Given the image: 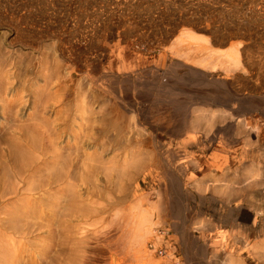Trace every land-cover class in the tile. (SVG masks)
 <instances>
[{"label":"rangeland","instance_id":"374dc122","mask_svg":"<svg viewBox=\"0 0 264 264\" xmlns=\"http://www.w3.org/2000/svg\"><path fill=\"white\" fill-rule=\"evenodd\" d=\"M185 29L209 48L208 62L196 63L185 42L176 46ZM232 48L238 53L236 65L224 55ZM0 58L12 73L28 61L57 72L58 79H50L47 86L59 94L60 102L49 103L47 116L62 156L58 161L69 164L57 186L62 204L57 203L54 219L61 213L67 220L70 213L91 209L86 220L79 221L86 224L89 240H72L67 223L54 222L55 237L64 228L65 239L57 236L64 251L55 255L51 247L44 264H79L82 256L89 258L86 264H121L112 251L118 230L113 213L122 208L116 202L118 174L112 169L130 153H140L132 156L144 162L139 172L131 173L128 196H143V205L156 214L167 188L172 205L177 204L171 211L175 221L164 219L169 229L159 247L165 264H224L227 259L264 264V0H0ZM34 71L25 80L34 79ZM65 72L71 77L63 84ZM200 110L213 112L209 123L194 118ZM18 117L20 122L14 123L8 122V115L0 117V212L10 191L19 188L20 174L12 169L18 166L17 158L10 146L17 150L22 141L29 142L19 138L25 117ZM78 119L79 129L71 137L69 125ZM191 119L193 128L185 129ZM189 133L195 134L194 142L184 143ZM40 151L44 160L48 151ZM223 155L229 170L221 172L211 162ZM44 162L29 180L59 169L49 173ZM215 180L234 187L243 184L246 200L238 195L242 190L234 188L229 190L234 200L227 206L225 194L213 187L202 189ZM66 184L73 186L75 196H69ZM248 201L258 205L260 215ZM189 216L193 226H201L192 230L194 250H188L183 234ZM66 236L69 242L63 244ZM152 260L163 262L158 254Z\"/></svg>","mask_w":264,"mask_h":264},{"label":"bare ground","instance_id":"6f19581e","mask_svg":"<svg viewBox=\"0 0 264 264\" xmlns=\"http://www.w3.org/2000/svg\"><path fill=\"white\" fill-rule=\"evenodd\" d=\"M187 30L185 29V31H183V32L181 31L182 32L181 35L177 37L176 46L179 45L180 43L185 42L186 43V46H185L186 50L185 51H187L188 53L194 54L193 57H195V58H193V59L196 60L195 61L196 63L198 62V64H200V62H204V61L208 62L210 57L207 54H211L209 48H206L205 46H203V43L201 42V40L196 39L195 35L193 33H191L190 29H189L190 32ZM181 50L182 49H180V50L178 49L179 52L184 51V50H182V51ZM177 55H180V54L178 53ZM183 55L184 54L182 53V56ZM224 55L226 56V58H228L230 61H232L234 65L239 63L238 53H237V50L235 48H232V52H227ZM185 56H186V58H188L186 53H185ZM3 58H5V57H3ZM190 58H191V56H190ZM186 61H189V59H187ZM4 63H5V61H4ZM11 63H12V61H11ZM191 63H193V62H191ZM2 65H3V63H2ZM2 65L0 63V117H2V115L3 116L8 115V119H9L8 122L14 123L15 121L20 122V121H17V120H19L18 116H20V117L24 116L25 118L22 120L23 122L21 121V126H20L21 127L20 128L21 137H19V138H21L22 140H24V139L28 140L29 142L25 143V141H22L21 144H19V146L17 145L19 147V149H17V150H13L14 148H16V145H14L13 143H12L13 145L10 146V148L12 150V152H11L12 156H15L17 158V160L15 159L14 161H17L16 165H18V166L14 167L12 169H13V173L15 172L17 175L20 174L19 179L17 181V183L19 184V188L17 187L15 189H13V191L11 190L10 194H12V195L10 197L6 198L5 202L1 203L2 204V211L0 212V264H44V261L46 259V254L50 252L51 247L55 248L52 250V252L53 253H55V252L60 253V256L62 254V251H64L61 247L62 241L59 238L60 236H62L63 239H65V236L63 235V229L64 228L57 232V236H59V237H57V236L55 237L56 229L54 228V226L56 224H54V222L60 223L61 225L63 224V226H65L67 223V232H68L69 236H70V234L73 235V237L71 238L72 240H76V241H84L87 239L89 240L90 237L85 235L86 232L88 231V229L84 228V226H83V225H85V227H86V224H83V223L80 224L79 221H82V219H84V221H85L86 220V214H89V212L86 213V211L87 210L89 211L91 209H84L80 214L76 211L75 212L73 211L74 213H70L69 216L67 217V220L63 219V217H65V214H61V213L59 215H57V219L56 218L54 219V216H55L54 214L57 210V203L59 202L58 201L59 197H57V192L59 189L57 188V186L62 184L61 181L63 180V178H62L63 177V170H64V174H65V170L67 171V169H65V166L69 164V163L66 164L65 161H63L62 159H61V161H58V157L59 156L62 157V156L60 155L59 147L52 140L53 136L56 137V133L54 132V130L51 127V122H52V121H50L51 118L49 119L47 116V112L49 111V108H50L49 103L52 102L51 105H54L55 103L58 104L60 102L59 94L56 95V94L50 92L48 90V86H47L50 79H52V78L58 79L57 72L56 71L52 72V69H50V68L48 69L46 67V65L45 66L43 65V63L37 64V63H35V61L34 62L28 61V63H26V62L25 63H19L13 69L14 73L10 72V70L7 67H6L7 68L6 69ZM12 65H13V63H12ZM6 66H8V65H6ZM33 68H35L34 74H37V76H35L34 79L32 77V80L31 79L25 80V77L29 76L30 73H32ZM81 68H82V66H81ZM121 68H125V67L121 65ZM11 73L13 76H10ZM70 77H71V74L69 72H65L64 75H62V83L65 84V83L69 82ZM12 78H15L17 80V82L14 81L12 83V80H11ZM85 81H87V80H85ZM24 87H25V89H24ZM84 89L85 88H83V90ZM23 92H25L24 95H21V93H23ZM54 107L55 106H53L51 109L54 110L55 109ZM105 109H106V107H105ZM213 115H214L213 112L209 113L207 111V113L206 112L203 113V111L200 110V111H198L197 115L194 116V118L197 120L204 119L209 123L212 120ZM80 120H82V119H78L77 122H74V124H70L69 126L72 125L70 129H68V127H67V129L70 132L71 137L73 136L75 131L77 129H79V124H80L79 121ZM91 122H92V120H91ZM193 122H194V120L191 119L190 121L187 122V124L183 125L184 128L187 129L188 127H191V126H192L191 128H193V125H194ZM103 123L104 122H102V124ZM6 124H7V122H6ZM40 124L42 126L41 128L36 127V125L40 126ZM89 127H90V124H89ZM48 130H50V132ZM137 134H139V132ZM194 137H195L194 133H189L187 135V137L184 138L183 142L184 143L194 142ZM46 138L49 139V143L42 142L43 139H46ZM148 138H149V136H148ZM13 139H12V142H13ZM68 139L69 138L67 137L66 142ZM136 139H138V138H136ZM17 140H18V138H17ZM134 140L135 139H133V141ZM139 141H141V139ZM139 141H138V143H139ZM145 141H147V140L145 139ZM41 142H42V144H41ZM135 142H136V140H135ZM144 143L146 144V142H144ZM148 146L150 148V145H148ZM140 147H144V146L140 145ZM41 148L47 149V151H48L47 154H45V156H44V160L40 159V155L43 156L42 154H40ZM87 149H88V147H87ZM61 154H63V153L61 152ZM136 154H138L137 156H139L140 153H130L129 154L130 158L128 157L126 160L123 159V161H122V163H120V165H118L117 167L112 169L115 172H117V174H118V175H116V177L118 178V182H116L117 183L116 188L119 190L118 195H120V196H117L116 202L118 201V203H117L118 206L119 205L122 206V208H120V211L117 214H115V212L113 213V216L115 215L117 217V219H116L117 220L116 221L117 227L116 228H118V230L114 234L113 240H115V242L113 244L112 251H114L119 256V258H121V261H120L121 264H156L153 262L152 258L156 257L157 254H158L159 260L161 259L164 262V263L159 262L158 264H165L166 262H165V257H164L163 251L159 247L160 241L163 238V234H165L169 229L168 225H166V221L164 219H165V217H169L170 219L174 220V217L172 216L171 211L175 206H177V204L172 205L173 199L170 196V194H168L167 188H163L162 196L159 199V202H160L159 209L157 207L156 214H154L155 210L151 211V209L153 207H151L149 205H147V206L143 205V202L145 201V199H143V196L136 195L135 197L132 196L131 198H130V196H128L127 190H129V187L134 180V176L133 175L131 176V173L134 169L138 170V172H139V170L142 168L143 162H144L143 159H141V158L136 159V157L132 156V155H136ZM147 154L149 155V153H147ZM219 154H221V153H219ZM9 155H10V153H9ZM142 156H143V154H142ZM4 157H6V156H4ZM134 159H136V160H134ZM153 159H154V157H153ZM41 161H45L44 162V166H45L44 168L49 173L50 172L52 173L53 167H59V169H57V171L54 175L46 173L45 175L43 174L44 175L43 176L42 174H40L43 177L36 176V178L34 180L33 179L29 180L30 177L32 175H34L35 172L39 169V168H36V166ZM88 162H90V161H88ZM211 164H213V167L216 170H219L221 172L229 170V162H228V159L225 155L214 157ZM39 165H38V167H40ZM102 165L103 164H101V166ZM146 165H144V166H146ZM89 166H93V165H89ZM61 167H64V168H61ZM161 168H164L163 165H161ZM110 169H111V167H110ZM54 171L55 170H53V173H54ZM163 171H164V169H163ZM8 172H9V169H8ZM163 173L165 174L166 172L164 171ZM91 175H89V176L91 177ZM7 181H10V180H7ZM14 181H15V178H14ZM10 182H12V181H10ZM12 183L10 185H12ZM90 185H92V184H90ZM242 185L243 184H240L239 186L237 185V187L236 186L234 187L233 185H231L229 183L224 184V183H220L219 180H215L214 182H212L211 185L207 184L202 189L204 191H207L208 188L213 187L214 190H216L219 193L221 192L222 195L225 194L224 201H225V204L228 206L234 200V198L232 200L233 194L229 190L232 191L234 188H235V190H238V191L242 190L241 193L239 192L240 194H238V195L242 196L240 198L241 200H243V201L246 200V199H243L245 192L243 191ZM95 186L96 185H92L91 188H95ZM65 187H69V188H67L66 191H68V194L70 197L75 196V191L73 190V186L66 184ZM238 195H236L237 199L239 198ZM125 202H130V203L125 205V204H123ZM60 204H62V203H60ZM247 205L250 208H253L255 210V214L257 216L261 214L260 210L258 209V205L256 206L253 201H248ZM113 210H115V208ZM187 215H189V214L187 213L186 216ZM192 218L193 217L189 216L188 223L186 222L183 225V234L185 235L186 240H187L188 250H194L195 249V243H194L195 242L194 241L195 236L193 235L192 230H200V227H201V226H193V222L191 221ZM175 224H177V223L173 222V225H175ZM173 225H172V227H173ZM52 226H53V228H52ZM173 229H174V227H173ZM89 233L91 234L92 231H89ZM53 235H54V238H53ZM66 240L67 241L63 244H67L69 242L68 236H66ZM50 242H51L52 246L50 245ZM96 242H101V241L97 240ZM94 245H95V243H94ZM88 249H89V247H88ZM100 251H102V250H100ZM56 253H55V255H56ZM81 253H83V252H81ZM85 253H87V252H85ZM96 253H98V252H96ZM52 257L54 258V255ZM82 257L83 258L81 259V262L78 261V263L79 264H86V262L88 261L89 258H87L85 256H82ZM53 258H51V259H53ZM55 258H56V256H55ZM71 258H73V257H71ZM68 259L70 260V258H68ZM64 260H65V258H64ZM69 260H68V263L70 262ZM57 261L59 262V260H57ZM72 261H73V259H72ZM95 261H97V260L95 259ZM46 262H47V260H46ZM51 262H53V261H51ZM61 263H62V261H61ZM54 264H56V263H54ZM94 264H96V262H94ZM224 264H233V262H231L230 260L227 259V260H225Z\"/></svg>","mask_w":264,"mask_h":264}]
</instances>
